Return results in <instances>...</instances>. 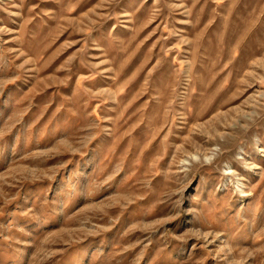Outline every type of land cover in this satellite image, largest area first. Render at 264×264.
Returning a JSON list of instances; mask_svg holds the SVG:
<instances>
[{"label": "rangeland", "instance_id": "obj_1", "mask_svg": "<svg viewBox=\"0 0 264 264\" xmlns=\"http://www.w3.org/2000/svg\"><path fill=\"white\" fill-rule=\"evenodd\" d=\"M0 264H264V0H0Z\"/></svg>", "mask_w": 264, "mask_h": 264}]
</instances>
